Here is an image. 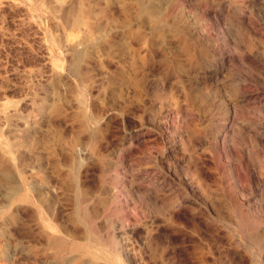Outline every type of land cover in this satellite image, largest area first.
Wrapping results in <instances>:
<instances>
[{
    "label": "rangeland",
    "instance_id": "rangeland-1",
    "mask_svg": "<svg viewBox=\"0 0 264 264\" xmlns=\"http://www.w3.org/2000/svg\"><path fill=\"white\" fill-rule=\"evenodd\" d=\"M263 138L264 0H0V264H264Z\"/></svg>",
    "mask_w": 264,
    "mask_h": 264
},
{
    "label": "bare ground",
    "instance_id": "bare-ground-1",
    "mask_svg": "<svg viewBox=\"0 0 264 264\" xmlns=\"http://www.w3.org/2000/svg\"><path fill=\"white\" fill-rule=\"evenodd\" d=\"M41 1V0H40ZM53 1V0H52ZM59 1V0H58ZM61 1V0H60ZM63 1V0H62ZM74 1V0H73ZM93 1V0H92ZM105 1V0H104ZM56 2V1H55ZM76 2V1H75ZM118 2V1H117ZM6 3V2H5ZM10 3V2H9ZM54 3V2H53ZM52 3V4H53ZM74 3V2H73ZM83 3H84V1H83ZM119 3V2H118ZM45 4H46V2H45ZM57 4V3H56ZM76 4V3H75ZM112 4V3H111ZM115 5H116V3H114ZM11 5V4H10ZM53 5H55V3L53 4ZM52 5V6H53ZM59 5H60V3H59ZM73 5V4H72ZM77 5V4H76ZM80 5V4H79ZM146 5V4H145ZM67 6V5H66ZM81 6V5H80ZM55 7V6H54ZM8 8H9V6H8ZM15 8V7H14ZM72 8V7H71ZM75 7H73V9H74ZM77 8V7H76ZM81 8V7H80ZM12 9V8H11ZM64 9V8H63ZM66 9V8H65ZM69 9V8H68ZM120 9H122V8H120ZM129 9V8H128ZM54 10V9H53ZM59 10V9H58ZM78 10V9H77ZM82 10V9H81ZM133 10V9H132ZM136 10V9H135ZM65 11V10H64ZM121 11V10H120ZM143 11V10H142ZM141 11V12H142ZM60 12V11H59ZM66 12V11H65ZM56 13V12H55ZM69 13V12H68ZM53 14V13H52ZM59 14V13H58ZM72 14V13H71ZM78 13H76V15H77ZM62 15V14H61ZM141 15V14H140ZM27 16V15H26ZM62 17V16H61ZM71 17V16H70ZM82 17V16H81ZM84 17V16H83ZM82 17V18H83ZM116 17V16H115ZM25 18V17H24ZM58 18V17H57ZM65 18V17H64ZM156 18V17H155ZM140 19V18H139ZM32 20V19H31ZM18 21H20V20H18ZM73 21V20H72ZM85 21V20H84ZM153 21H154V19H153ZM135 22V21H134ZM160 22H162V21H160ZM23 23V22H22ZM145 23V22H144ZM73 24V23H72ZM71 23H70V25H72ZM75 25H76V23H74ZM82 24V23H81ZM131 24V23H130ZM148 23H146L145 25H147ZM22 25V24H21ZM74 25V26H75ZM88 25V24H87ZM86 25V26H87ZM158 25H160V24H158ZM79 26V25H78ZM81 26V25H80ZM130 26V25H129ZM135 26V25H134ZM136 26H138V25H136ZM166 26V25H165ZM22 27V26H21ZM59 27H60V25H59ZM26 28V27H25ZM24 28V29H25ZM61 28V27H60ZM78 28V27H77ZM82 28V27H81ZM140 28V27H139ZM169 28H170V26H169ZM143 29V28H142ZM148 29V28H147ZM154 29V28H153ZM176 29V28H175ZM22 30V29H21ZM20 30V31H21ZM37 30V29H36ZM84 30V29H83ZM116 30V29H115ZM141 30V29H140ZM34 31V30H33ZM86 31V30H85ZM118 31V30H117ZM150 31V30H149ZM22 32V31H21ZM61 32V31H60ZM86 32H88V31H86ZM114 32V31H113ZM125 32V31H124ZM151 32V31H150ZM149 32V33H150ZM186 32V31H185ZM83 33V32H82ZM133 33V32H132ZM153 33V32H152ZM38 34V33H37ZM65 34V33H64ZM88 34V33H87ZM92 34V33H91ZM115 34V33H114ZM120 35V34H119ZM169 35V34H168ZM60 36H62L61 34H60ZM60 36H58V37H60ZM70 36V35H69ZM139 36V35H138ZM170 36V35H169ZM78 37V36H77ZM119 37V36H118ZM126 37V36H125ZM173 37V36H172ZM65 38V37H64ZM72 38V37H71ZM76 38V37H75ZM153 38H154V36H153ZM156 38H157V36H156ZM169 38V37H168ZM59 39V38H58ZM74 39V38H73ZM81 39V38H80ZM66 40V39H65ZM112 39H110V41H111ZM132 40V39H131ZM147 40V39H146ZM104 41V40H103ZM115 41V40H114ZM152 41H154V40H152ZM157 41V40H156ZM170 41V40H169ZM51 42V41H50ZM94 42V41H93ZM92 42V43H93ZM143 42V41H142ZM54 43V42H53ZM79 43V42H78ZM83 43V42H82ZM113 43V42H112ZM115 43V42H114ZM118 43V42H117ZM52 46V45H51ZM61 46V45H60ZM69 46V45H68ZM71 46V45H70ZM69 46V47H70ZM73 46V45H72ZM93 46V45H92ZM117 46V45H116ZM132 46V45H131ZM133 46H135V45H133ZM64 47V46H63ZM62 47V48H63ZM118 47V46H117ZM136 48H137V46H135ZM142 48H143V46H141ZM146 47V46H145ZM65 48V47H64ZM68 48V47H67ZM77 48H79V47H77ZM121 48V47H120ZM131 48H133V47H131ZM56 49V48H55ZM72 49V48H71ZM145 49H147V48H145ZM145 49H143L144 51H145ZM154 49V48H153ZM160 49V48H159ZM64 50V49H63ZM70 50V49H69ZM91 50V49H90ZM123 50V49H122ZM127 50H128V48H127ZM155 50V49H154ZM62 51V50H61ZM74 51H76V50H74ZM94 51V50H93ZM114 51H116V50H114ZM149 51V50H148ZM122 52V51H121ZM124 52H125V50H124ZM128 52V51H127ZM135 52V51H134ZM134 52H133V54H134ZM138 52V51H137ZM50 53V52H49ZM145 53V52H144ZM66 54H67V52H66ZM72 54V53H71ZM139 54V53H138ZM57 55V54H56ZM84 55V54H83ZM124 55H125V53H124ZM155 55V54H154ZM50 56V55H49ZM65 56V55H64ZM63 56V57H64ZM144 56V55H143ZM70 57H71V55H70ZM116 57V56H115ZM122 57V56H121ZM124 57V56H123ZM122 57V58H123ZM145 57V56H144ZM163 57V56H162ZM117 58V57H116ZM68 59V58H67ZM115 59V58H114ZM72 60V59H71ZM125 60V59H124ZM128 59H126V61H127ZM148 60V59H147ZM45 61V60H44ZM77 61V60H76ZM116 61V60H115ZM114 61V62H115ZM118 61V60H117ZM55 62V61H54ZM144 62V61H143ZM47 63V62H46ZM126 63V62H125ZM128 63V62H127ZM54 64V63H53ZM63 64V63H62ZM76 64V63H75ZM90 64V63H89ZM123 64V63H122ZM129 64V63H128ZM49 64H47L46 65V67L48 66ZM65 65V64H64ZM91 65V64H90ZM144 65V64H143ZM142 65V66H143ZM62 66V65H61ZM125 66V65H124ZM56 67V66H55ZM66 67H67V65H66ZM139 67V66H138ZM187 67V66H186ZM60 68V67H59ZM71 68V67H70ZM79 68H80V64H79ZM140 68V67H139ZM56 69H57V67H56ZM69 69V68H68ZM95 69V68H94ZM59 70V69H58ZM61 70V69H60ZM80 70V69H79ZM102 72V71H101ZM122 72V71H121ZM125 72V71H124ZM186 72V71H185ZM77 74V73H76ZM75 74V75H76ZM190 74V73H189ZM55 75V74H54ZM58 75V74H57ZM71 75V74H70ZM80 75V74H79ZM207 75V74H206ZM209 75V74H208ZM50 77H52V76H50ZM54 77V76H53ZM52 77V78H53ZM58 77V76H57ZM81 77V76H80ZM209 77H210V75H209ZM214 77V76H213ZM217 77V76H216ZM220 77V76H219ZM61 78V77H60ZM104 78V77H103ZM108 78V77H107ZM125 78H126V80L124 81V83L126 84V85H128L129 83H128V76H127V74H125ZM50 79V78H49ZM55 79V78H54ZM63 79V78H62ZM81 79V78H80ZM174 79H176V78H174ZM216 79V78H215ZM66 80V79H65ZM92 80V79H91ZM217 81H219L218 79H216ZM233 80H235V79H233ZM82 81V83H83V80H81ZM90 81V80H89ZM138 81V80H137ZM158 81V80H157ZM156 81V82H157ZM177 81V80H176ZM56 82H58V81H56ZM148 82V81H147ZM164 82V81H163ZM208 82H210V81H208ZM73 83V82H72ZM89 83V82H88ZM177 83V82H176ZM212 83H214V82H212ZM220 83V82H219ZM164 84V83H163ZM218 84V83H217ZM84 85V84H83ZM64 86H65V84H64ZM146 86V85H145ZM180 86V85H179ZM200 86V85H199ZM181 88V87H180ZM145 89H147V88H145ZM121 90V89H120ZM172 90H174V88L172 89ZM59 92H61V91H59ZM86 92V91H85ZM173 92V91H172ZM179 92H180V89H179ZM82 94V93H81ZM180 94H181V92H180ZM91 95V94H90ZM179 95V94H178ZM182 95V94H181ZM239 95V94H238ZM82 96V95H81ZM87 96H88V94H87ZM137 96H139V95H137ZM143 96V95H142ZM78 97V96H77ZM145 97V96H144ZM175 97H177V96H175ZM182 97V96H181ZM75 98V97H74ZM80 98H82V97H80ZM91 98V97H90ZM238 98V97H237ZM76 99H78V98H76ZM180 99V98H179ZM231 100V99H230ZM126 101V100H125ZM64 102V101H63ZM74 102V101H73ZM83 102V101H82ZM94 102H95V100H94ZM93 102V103H94ZM175 102V101H174ZM76 103V102H75ZM146 103V102H145ZM144 103V104H145ZM172 103V102H171ZM76 105V104H75ZM87 105V104H86ZM121 105V104H120ZM172 105V104H171ZM123 106V105H122ZM126 106V105H125ZM138 106V105H137ZM170 106V105H169ZM136 107V106H135ZM179 107V106H178ZM182 107H183V105H182ZM231 107H233L232 105H231ZM87 108V107H86ZM121 108V107H120ZM130 108V107H129ZM128 108V109H129ZM134 108V107H133ZM16 109V108H15ZM14 109V110H15ZM119 109V108H118ZM127 109V110H128ZM170 109V108H169ZM179 109H181V108H179ZM43 110V109H42ZM47 110V109H46ZM86 110V109H85ZM92 110H94V109H92ZM135 110V109H134ZM48 111V110H47ZM142 111V110H141ZM14 112V111H13ZM18 112V111H17ZM16 112V113H17ZM83 112V111H82ZM131 112V111H130ZM10 113V112H9ZM138 113V112H137ZM137 113H136V116H139V115H137ZM143 112H141V114H142ZM230 113H231V111H230ZM12 114V113H11ZM183 114H184V112H183ZM88 115V114H87ZM126 115V114H125ZM131 115V114H130ZM158 115H160L159 113H158ZM8 116V115H7ZM75 116V115H74ZM89 116V115H88ZM124 116V115H123ZM231 116V115H230ZM34 117V116H33ZM47 117V116H46ZM95 117V116H94ZM100 117V116H99ZM102 117V116H101ZM126 117V116H125ZM140 117H141V115H140ZM160 117V116H159ZM183 117H184V115H183ZM38 118V117H37ZM42 118H43V116H42ZM103 118V117H102ZM129 118V117H128ZM145 118H146V116H145ZM155 118V117H154ZM157 118V117H156ZM235 118V117H234ZM36 119V118H35ZM41 119V118H40ZM26 120V119H25ZM31 120V119H30ZM145 120V119H144ZM161 120V119H160ZM234 120V119H233ZM42 121V120H41ZM40 121V122H41ZM163 121H164V119H163ZM27 122H29V121H27ZM43 122H45V121H43ZM92 122V121H91ZM95 122V121H94ZM124 122V121H123ZM30 123V122H29ZM28 123V124H29ZM33 123V122H32ZM156 123V122H155ZM164 123V122H163ZM234 123V122H233ZM236 123V122H235ZM92 124H94V123H92ZM97 124H99V123H97ZM138 124V123H137ZM136 124V125H137ZM146 124V123H145ZM157 124V123H156ZM216 124V123H215ZM16 125V124H15ZM22 125V124H21ZM41 125V124H40ZM88 125V124H87ZM139 125V124H138ZM143 125V124H142ZM164 125V124H163ZM233 125V124H232ZM18 126V125H17ZM27 126V125H26ZM94 126V125H93ZM157 126V125H156ZM140 127V126H139ZM160 127V126H159ZM200 127V126H199ZM2 128V127H1ZM88 128V127H87ZM143 128V127H142ZM201 128V127H200ZM125 129V128H124ZM127 129H129V128H127ZM131 129V128H130ZM156 129H158V128H156ZM207 129V128H206ZM27 129L25 128V131H26ZM101 130V129H100ZM203 130V129H202ZM260 130V129H259ZM144 131V130H143ZM204 131V130H203ZM255 131H256V129H255ZM3 132V131H2ZM22 132V131H21ZM36 132V131H35ZM128 132V131H127ZM33 133V132H32ZM86 133H87V131H86ZM124 133V132H123ZM130 133V132H129ZM144 133V132H143ZM227 131H225V130H221V131H219V135H218V138L221 140V147L222 146H224V144H225V138H226V136H227ZM230 133V132H229ZM257 133V132H256ZM259 133V132H258ZM90 134V133H89ZM92 134V133H91ZM136 134V133H135ZM138 134V133H137ZM146 134V133H145ZM261 134V133H260ZM20 135V134H19ZM26 135V134H25ZM88 135V134H87ZM140 135H142V134H140ZM151 135V134H150ZM177 135V134H176ZM159 136H161V135H159ZM178 136V135H177ZM257 136V135H256ZM255 136V137H256ZM77 137H78V135H77ZM89 137V136H88ZM163 137V136H162ZM259 137V135L257 136V138ZM27 138V137H26ZM79 138V137H78ZM127 138V137H126ZM165 138V137H164ZM173 138V137H172ZM175 138V137H174ZM228 138V137H227ZM169 139V138H168ZM176 139V138H175ZM259 139V138H258ZM262 139V138H261ZM264 139V138H263ZM89 140V139H88ZM211 141H209V147L211 148V149H214L215 147H216V143L213 141L214 140V137H212L211 139H210ZM229 140V139H228ZM256 140V139H255ZM92 141V140H91ZM164 141V140H163ZM174 141V140H173ZM185 141V140H184ZM24 142H26V141H24ZM138 142H139V140H138ZM229 142V141H228ZM258 142V141H257ZM261 142H262V140H261ZM36 143H37V141H36ZM166 143H167V141H166ZM165 143V144H166ZM172 143V142H171ZM174 143H176V142H174ZM27 144V143H26ZM121 144V143H120ZM123 144H125V143H123ZM129 144H130V142H129ZM3 145V144H2ZM1 145V146H2ZM28 145V144H27ZM228 145H230V144H228ZM123 146V145H122ZM154 146V145H153ZM163 146V145H162ZM202 146H203V144H202ZM30 147V146H29ZM125 147V146H124ZM123 147V148H124ZM128 147V146H127ZM175 147V146H174ZM178 147V146H177ZM25 148V147H24ZM76 148V147H75ZM166 148V147H165ZM205 148H206V146H205ZM218 148V147H217ZM226 148H227V146H226ZM122 149V148H121ZM181 149V148H180ZM201 149V148H200ZM3 150V149H2ZM19 150V149H18ZM21 150V149H20ZM124 150H125V148H124ZM167 150V149H166ZM206 150V149H205ZM4 151V150H3ZM23 151V150H22ZM178 151V150H177ZM195 151V150H194ZM204 151V150H203ZM58 152V151H57ZM126 152V151H125ZM158 152V151H157ZM156 152V153H157ZM160 152H162V151H160ZM159 152V153H160ZM172 152V151H171ZM244 152V151H243ZM7 153V152H6ZM13 153V152H12ZM21 153V152H20ZM23 153V152H22ZM75 153V152H74ZM129 153V152H128ZM152 153V152H151ZM154 153V152H153ZM204 153V152H203ZM202 153V154H203ZM229 153V152H228ZM3 154V153H2ZM11 154V153H10ZM93 154H95V153H93ZM97 154V153H96ZM127 154V153H126ZM161 154V153H160ZM170 154V153H169ZM205 154V153H204ZM244 154V153H243ZM38 155V154H37ZM170 155H174V154H170ZM188 155V154H187ZM201 155V154H200ZM3 156V155H2ZM10 156V155H9ZM127 156V155H126ZM5 157V156H4ZM7 157V156H6ZM24 157V156H23ZM46 157V156H45ZM94 157V156H93ZM129 157V156H128ZM173 157V156H172ZM222 157V156H221ZM65 158V157H64ZM164 158V157H163ZM66 159V158H65ZM125 159H127V158H125ZM187 159H188V157H187ZM11 160V159H10ZM70 160V159H69ZM156 160V159H155ZM161 160V159H160ZM14 161V160H13ZM12 161V162H13ZM55 161V160H54ZM60 161V160H59ZM76 161V160H75ZM184 161V160H183ZM1 162V161H0ZM9 162V161H8ZM69 162V161H68ZM192 162V161H191ZM17 163V162H16ZM54 163H56V161L54 162ZM70 163V162H69ZM76 163V162H75ZM169 163V162H168ZM184 163V162H183ZM8 164V163H7ZM59 164H62V163H59ZM79 164V163H78ZM163 164V163H162ZM197 164V163H196ZM11 165V164H10ZM13 165V164H12ZM51 165H53V163L51 164ZM167 165V164H166ZM4 166V165H3ZM61 166V165H60ZM67 166H69L68 164L66 165V167ZM81 166V165H80ZM169 166V165H168ZM14 167V166H13ZM12 167V168H13ZM75 167V166H74ZM190 167H192V166H190ZM81 168V167H80ZM4 169V168H3ZM77 169V168H76ZM15 170V169H14ZM51 170V169H50ZM17 171V170H16ZM129 171V170H128ZM138 171V170H137ZM28 172V171H27ZM73 172V171H72ZM71 172V173H72ZM3 173V172H2ZM5 173V172H4ZM63 173V172H62ZM58 174V173H57ZM13 175V174H12ZM18 175V174H17ZM64 176V175H63ZM124 176V175H123ZM3 177H6L7 178V174L5 173L4 175H3ZM27 177V176H26ZM33 177V176H32ZM76 177V176H75ZM201 177V176H200ZM125 178H126V176H125ZM21 179V178H20ZM31 180V179H30ZM33 180V179H32ZM126 180H127V178H126ZM37 181V180H36ZM52 181V180H51ZM129 181V180H128ZM13 182H14V180H13ZM189 182V181H188ZM184 183V182H183ZM28 184V183H27ZM58 184V183H57ZM76 184H78V183H76ZM154 184V183H153ZM68 185V184H67ZM158 185V184H157ZM21 186V185H20ZM65 186H66V184H65ZM186 186V185H185ZM27 187V186H26ZM29 187V186H28ZM79 187V186H78ZM127 187V186H126ZM74 188V187H73ZM80 188V187H79ZM16 189V188H15ZM23 189V188H22ZM47 189V188H46ZM78 189V188H77ZM125 189V188H124ZM157 189V188H156ZM41 190V189H40ZM126 190V189H125ZM131 190H132V188H131ZM130 190V191H131ZM159 190V189H158ZM80 192V191H79ZM77 193V192H76ZM81 193V192H80ZM154 193H155V190H154ZM51 194V193H50ZM58 194V193H57ZM79 194V193H78ZM77 195V194H76ZM33 196H34V194H33ZM21 197V196H20ZM23 197V196H22ZM26 197V196H25ZM24 197V198H25ZM28 197V196H27ZM74 197V196H73ZM80 197V196H79ZM13 198V197H12ZM45 198H47V197H45ZM18 199H19V197H18ZM23 202V201H22ZM27 202V201H26ZM85 202H87V201H85ZM217 202V201H216ZM12 203V202H11ZM182 203V202H181ZM20 204V203H19ZM22 204V203H21ZM27 204V203H26ZM37 204V203H36ZM12 205V204H11ZM33 205V204H32ZM80 205V204H79ZM190 205H192V204H190ZM81 206V205H80ZM169 206V205H168ZM178 206V205H177ZM14 207V206H13ZM194 208H195V206H193ZM3 208V207H2ZM35 208V207H34ZM162 208H164V207H162ZM171 208V207H170ZM32 209V208H31ZM31 209H29V210H31ZM196 209V208H195ZM206 209V208H205ZM181 210V209H180ZM179 210V211H180ZM183 210V209H182ZM11 211V210H10ZM25 211V210H24ZM4 212V211H3ZM13 212V211H12ZM18 212V211H17ZM79 212V211H78ZM174 212V211H173ZM26 213V212H25ZM49 214V213H48ZM79 214V213H78ZM42 215V214H41ZM30 216V215H29ZM37 216V215H36ZM50 216V215H49ZM170 216H172V215H170ZM48 217V216H47ZM41 218V217H40ZM49 218V217H48ZM13 219V218H12ZM11 219V220H12ZM51 219V218H50ZM41 220V219H40ZM39 220V218H38V222L40 221ZM13 221V220H12ZM83 221V220H82ZM78 222V221H77ZM92 222V221H91ZM47 223V222H46ZM80 223V222H79ZM85 223V222H84ZM44 224H45V222H44ZM40 225V224H39ZM54 226V225H53ZM47 227V226H46ZM50 227V226H49ZM55 227V226H54ZM56 228V227H55ZM70 228H71V226H70ZM76 228V227H75ZM50 229V228H49ZM53 229V228H52ZM47 230V229H46ZM75 230V229H74ZM76 231V230H75ZM96 231V230H95ZM58 232V231H57ZM88 232V231H87ZM50 233V232H49ZM53 234V233H52ZM94 234V233H93ZM58 235V234H57ZM90 236V235H89ZM94 239V238H93ZM96 240V239H95ZM54 242L56 243V245L58 246V249H59V251H58V256H61L63 253H65L64 251H67L66 250V241L64 240V239H62V238H58V237H55L54 238ZM68 245V244H67ZM15 250V249H14ZM18 251V250H17ZM108 251V250H107ZM13 252V251H12ZM35 252V251H34ZM6 253V252H5ZM78 253V252H77ZM91 253H93V252H91ZM39 254H40V252H39ZM42 255V254H41ZM12 255H10V257H11ZM18 256V255H17ZM79 256V255H78ZM77 256V257H78ZM81 256V255H80ZM79 256V257H80ZM86 256V255H85ZM84 256V257H85ZM89 256V255H88ZM62 257V256H61ZM36 258V257H35ZM58 258H60V257H58ZM76 258V257H75ZM80 258H83V256L82 257H80ZM11 260V259H10ZM14 260V259H13ZM15 261V260H14ZM35 261V260H34ZM16 262H18V261H16ZM21 262V261H20ZM25 262V261H24ZM23 262V263H24ZM10 264V263H9ZM20 264V263H19Z\"/></svg>",
    "mask_w": 264,
    "mask_h": 264
}]
</instances>
